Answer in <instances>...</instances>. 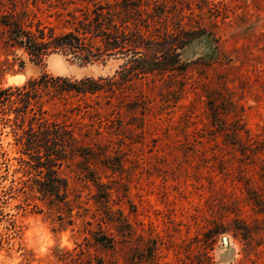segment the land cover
Wrapping results in <instances>:
<instances>
[{"label": "rangeland", "instance_id": "obj_1", "mask_svg": "<svg viewBox=\"0 0 264 264\" xmlns=\"http://www.w3.org/2000/svg\"><path fill=\"white\" fill-rule=\"evenodd\" d=\"M125 1L0 0V18L58 34ZM130 1L150 31L206 32L179 50L183 69L122 80L118 56L35 63L0 25L1 87L41 73L106 78L95 94L43 104L99 157L59 168L78 195L71 210L18 189L30 175L0 124V264H264V0ZM84 175L111 186L107 206ZM99 228L111 246L94 240Z\"/></svg>", "mask_w": 264, "mask_h": 264}, {"label": "trees", "instance_id": "obj_2", "mask_svg": "<svg viewBox=\"0 0 264 264\" xmlns=\"http://www.w3.org/2000/svg\"><path fill=\"white\" fill-rule=\"evenodd\" d=\"M155 15L160 17L159 14ZM140 16L137 5L126 0L109 7L96 6L91 14H83L72 29L58 34L52 28L45 31L37 26L32 29L31 24L24 25L12 14L2 15L0 25L7 32L10 46L24 50L35 63L52 53L71 56L81 64L118 56L124 60L122 80H129L136 74L183 69L186 64L180 62L179 50L192 38L206 32L175 27L170 31L154 30V33L149 30L150 24L146 18L143 20ZM19 66H23L22 61ZM105 80L103 77L84 76L76 79L41 73L19 86H0V124L10 128L9 133L19 153L20 168L24 174L30 175L27 179L29 183L22 181L19 190L30 188L41 199L49 203H62L68 210L72 209L69 197L73 196L76 201L78 195L67 179L59 174V168L76 158H82L88 165L99 160V157L94 149L76 138L68 124L52 118L50 111L43 109V104L65 102L77 95L95 94L102 89ZM109 84L113 85L114 81ZM83 169L82 172L87 173V168ZM84 178L92 181L97 188L94 203L107 206L111 186L101 182L97 176L89 178L84 175ZM255 203L264 212V204ZM116 212L121 213L120 210ZM212 233L219 231L212 230ZM93 238L99 243L112 245V238L104 234L101 228L94 231Z\"/></svg>", "mask_w": 264, "mask_h": 264}, {"label": "bare ground", "instance_id": "obj_3", "mask_svg": "<svg viewBox=\"0 0 264 264\" xmlns=\"http://www.w3.org/2000/svg\"><path fill=\"white\" fill-rule=\"evenodd\" d=\"M97 68V67H96ZM17 76H19V75H17ZM17 76H14V78H16Z\"/></svg>", "mask_w": 264, "mask_h": 264}]
</instances>
